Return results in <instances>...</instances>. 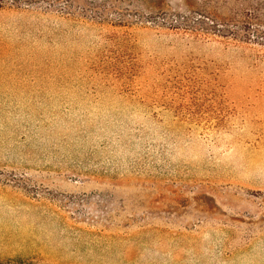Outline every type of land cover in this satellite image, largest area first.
<instances>
[{
	"label": "rangeland",
	"instance_id": "374dc122",
	"mask_svg": "<svg viewBox=\"0 0 264 264\" xmlns=\"http://www.w3.org/2000/svg\"><path fill=\"white\" fill-rule=\"evenodd\" d=\"M0 264H264V0H0Z\"/></svg>",
	"mask_w": 264,
	"mask_h": 264
}]
</instances>
